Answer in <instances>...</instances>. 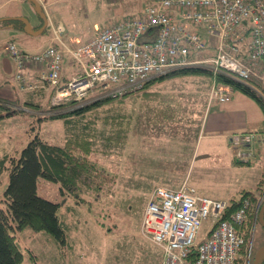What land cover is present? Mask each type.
Listing matches in <instances>:
<instances>
[{"label":"rangeland","instance_id":"rangeland-1","mask_svg":"<svg viewBox=\"0 0 264 264\" xmlns=\"http://www.w3.org/2000/svg\"><path fill=\"white\" fill-rule=\"evenodd\" d=\"M140 1L142 0H63L51 3L49 9L56 15L65 17L69 27L75 31L86 28H92L93 31V22L104 15L102 12L108 11L110 15L121 4H138ZM3 2H6L4 5L7 8H0V18L7 10L8 14L13 15V19L0 22V28L10 27L7 32L0 31V43L3 37L7 35L8 40L11 35L18 44L25 45L23 33L15 31V28L20 24L17 18L24 15L29 19L27 11L30 10V3L27 0ZM123 18L125 17L119 19ZM119 19L105 25L113 24ZM100 25L99 21L98 26ZM44 34L46 35L45 31L41 37ZM6 43L3 48L8 54L5 50ZM214 53V47L191 51L190 60H204L206 63L186 68L196 67L211 72L210 58ZM168 74L163 78L158 76L151 79V84L145 85L143 90L128 94L122 100L117 97L118 99L94 108L91 107L104 99H110L100 87H93L81 100L68 98L58 103H54L56 88L50 85H47L44 97L40 95L37 98V92L28 97H21L19 94L20 105L25 100L32 102L33 107L23 110L14 104V108L20 113L4 117L0 121V195L8 184L10 157H18L34 136L51 144H61L63 133L78 126L81 119L88 124L87 128H83L91 130L96 138L97 152L91 158L106 172L99 191L101 195H85L87 201L82 208L75 206L76 211H66L71 198L68 197V201L61 198L58 184L39 180L38 195L53 202L63 200L62 214L65 217L67 215L68 220L78 218L79 222L69 230V239L73 243L66 245L55 241L45 231L32 232L27 229L19 232L18 238L24 253L21 264H159L160 249L140 236L138 222L148 197L149 184L157 183L161 178L172 182L186 179L188 187H193L195 193L226 202L238 200L242 190L251 191L256 199L255 203L251 202L252 206L259 203L261 206L264 201V163L255 159L250 164L237 163L235 157L233 159L223 152L225 149L219 143H213L216 147L207 141L206 135L197 136L202 122L200 114L206 112L207 108V100H204L207 89H211L210 76L193 74L168 77ZM67 81L66 78H61L60 83L62 85ZM258 91L264 98V82L260 84ZM3 102L0 101L4 105L8 103ZM170 102L174 103L171 111L164 108ZM208 102L210 103V92ZM85 107L89 110L70 114ZM256 107L259 111L257 105ZM110 111L116 119L112 120L113 115L108 114ZM56 114L70 115L56 120L41 118L43 115ZM131 115H134V124L128 127L129 137L121 136V127L126 128ZM90 121L96 123L90 126ZM80 212L85 213L84 218H81ZM66 219L64 222L68 232L69 223ZM249 219L252 220V217ZM213 223L211 219L202 221L196 244L206 239ZM83 234L85 239L81 238ZM251 236L246 264H252L255 252L264 245V227L257 222L252 228ZM30 255H34L35 261L31 260ZM259 264H264V258Z\"/></svg>","mask_w":264,"mask_h":264},{"label":"built area","instance_id":"built-area-1","mask_svg":"<svg viewBox=\"0 0 264 264\" xmlns=\"http://www.w3.org/2000/svg\"><path fill=\"white\" fill-rule=\"evenodd\" d=\"M142 2L137 16L95 28L92 38L65 49L79 68L62 85L63 50L57 45L51 43L38 53H29L13 41L7 42L5 50L18 71L16 80L26 86L21 72L34 64L41 79L56 88L54 103L81 100L93 87L120 97L141 90L155 77L206 63L190 60V52L207 47L215 49L210 58L213 74L223 73L250 88L253 80L264 78V0ZM60 32L58 25L55 33ZM233 93L230 85L215 79L210 101H227ZM257 142L264 145V138L257 139L253 133L233 135L235 159L250 161ZM259 205L252 206L250 199L244 198L228 219L219 220L226 201L200 196L188 186L155 187L146 202L140 232L162 248L161 264H237L245 243L244 226L251 216L254 227ZM207 219L213 226L191 257L200 225Z\"/></svg>","mask_w":264,"mask_h":264},{"label":"trees","instance_id":"trees-1","mask_svg":"<svg viewBox=\"0 0 264 264\" xmlns=\"http://www.w3.org/2000/svg\"><path fill=\"white\" fill-rule=\"evenodd\" d=\"M2 21L4 20H0V22ZM186 74H208L218 82L230 85L234 90L242 92L257 102L264 115V98L255 90L257 87L250 88L223 73L213 74L212 71L209 72L196 67L171 71L167 76ZM163 76L165 75L161 77L163 78ZM255 85L260 89L259 83L255 82ZM115 98L118 99L117 97H111L109 100L104 99L101 103L91 108L105 105ZM123 98H120V100ZM7 102V105L0 103V121L4 117L20 113L13 106L14 104L16 107L19 106L17 99ZM27 104L33 107L32 103ZM87 110L89 109L85 107L77 109L70 114ZM70 114L66 116L63 114L54 116L43 115L41 118L49 120L64 119ZM108 114L113 115L111 117L112 120L116 119L111 111ZM95 123L96 121L89 122L90 126ZM87 125V122L81 119V123L78 126H73L74 129L67 130L68 135L65 136L67 138L62 145L51 144L39 136H34L21 150L18 157L9 158V180L0 195L2 204V207H0V264H21L23 262L24 253L18 233L27 229L32 232L45 231L62 245L71 243V239L68 236L69 230L67 232V224L64 222L66 217L61 212L63 200L53 202L38 195V182L39 180H45L58 184L61 198H66L67 201L68 197L71 198L66 210L73 209L76 211L75 206L82 208L87 201L85 195L93 194L95 197L101 195L99 191L105 181L104 173L106 172L104 168L89 157L90 152L95 149L93 140H96V138L92 135L91 130L87 131L85 129ZM244 198H249L254 203L256 200L253 192L242 190L238 200L232 199L227 202L225 211L219 220L228 219L240 207ZM249 217L251 218V216ZM252 225L251 220L244 226L246 229L245 243L240 250L237 264H246L248 247L252 238ZM191 248V257H193L197 244H194ZM162 256L159 264L162 262ZM30 258L35 261L34 255H30Z\"/></svg>","mask_w":264,"mask_h":264},{"label":"crops","instance_id":"crops-1","mask_svg":"<svg viewBox=\"0 0 264 264\" xmlns=\"http://www.w3.org/2000/svg\"><path fill=\"white\" fill-rule=\"evenodd\" d=\"M29 2V0H27ZM40 9L46 17L48 18V25L46 26L47 28L43 31L46 32V35L44 37L42 36V33H38L34 35L36 32L39 31V29L43 25V21L36 13L34 12L33 6L31 5L30 10L27 11L29 17V21L31 22V28L32 31L34 32L33 34H30L27 32V25L26 22L22 19L23 17L26 18V16L23 15L20 20V24L18 27H16L15 31L19 33H23V43L25 45H20L18 42L14 39L11 38V35H9V39L7 40V35L6 37L2 38V41L0 43V101H4L3 103H7V101H13L17 99V101L21 100L19 98V94L21 97H28L31 96V94L37 92L38 94L36 97L40 98L39 96L41 95L44 97L45 94H47V84L41 79V71L38 66L32 64L30 66H27L23 71L21 72L25 81L26 86L21 87L19 82L15 79V75L18 72L16 69V66L14 64V60L12 57L8 54L5 53L3 45L5 42L9 40H14L16 44L18 45L19 48L29 52V53H37L43 50L48 46V44L55 43L56 45L59 46L60 49H66V48H73L76 45L80 43H84L88 39H90L95 30L92 28H86V29H81L79 31H75L73 28H70L69 25L66 22L65 17H60L56 15L53 10L49 9V5L53 2L56 1H63V0H38ZM6 2H3L0 4V8L4 9L7 8V5H4ZM129 7H128V6ZM27 6V5H26ZM25 6V7H26ZM127 6V7H126ZM141 1L138 4H133V3H125V6L121 4L119 8L116 7V9L112 10L110 15L108 14V11L102 12L104 15L101 18H98L97 21L93 22L94 27H103L106 23L114 20V19H119L121 17H132L140 12L141 9ZM9 12L6 10L3 13L2 18L0 20L7 21V19L13 18V15L8 14ZM53 19H52V18ZM55 19V20H54ZM2 21V22H4ZM100 21L101 25L98 26V22ZM102 22L104 24H102ZM65 23V24H64ZM67 24V25H66ZM57 25L61 26V32L59 34L55 33V28ZM7 29L10 30V27H1L0 31L2 32H7ZM209 51L212 52L211 49ZM78 63L73 60L70 56V54L66 51L64 52L63 55V70H62V76L63 78L69 79L72 75H74L78 71ZM187 75V74H186ZM191 75V74H188ZM210 88L212 86L213 80H215L214 77H210ZM151 84V82L147 83ZM149 86V85H148ZM146 86V87H148ZM14 88L15 91L12 89ZM34 91V92H33ZM208 92L209 89H207L205 93V100H207V108H205L206 112L200 114V117H202V122L199 126V130L197 136H202L204 137L205 135L208 137L207 141H209L210 144L216 143L219 146H221L223 149H225L223 152L226 153V155H231V158L233 157V151L230 147L229 143V138L233 134L239 133L246 131L247 133L250 132H259L264 136V115L257 104L252 98L249 96L243 94L240 91L234 90L233 95L229 98V100L220 102L213 100L210 103L208 102ZM19 104V102H17ZM28 102H25L23 100V104L20 105V108L24 110V108H30ZM32 103V102H31ZM259 108V111L256 107V105ZM174 107V103L170 102L169 105H167V108L164 107L166 110L171 111L172 108ZM133 116L131 115V118H128V123L125 129H122L121 127V136H128L129 137V126L133 125ZM130 117V116H129ZM176 119L177 115L175 114ZM7 118V117H5ZM4 119V118H3ZM2 119V120H3ZM126 120V119H125ZM124 120V121H125ZM122 122V125L124 123ZM119 125V124H118ZM68 131L66 130L63 135V139L61 141L62 145L64 144V141L68 135ZM205 136V137H206ZM106 137V135H105ZM123 138V137H122ZM263 138L261 135H257V139ZM95 143L94 147L95 149L90 152L89 157L91 158L92 155L97 152V146H96V140H93ZM215 145V144H213ZM216 146V145H215ZM217 147V146H216ZM255 147H257V152L254 155L253 159L259 160L264 163V145L261 146V143L257 142L255 144ZM155 156L157 157V153H155ZM92 159V158H91ZM220 158H218L219 160ZM219 162V161H218ZM233 162V161H232ZM222 164V163H221ZM186 179H180L178 181H169V179H164L161 178L158 180V182H152L148 186V197L150 195V192L155 188V187H164V188H170V189H179L182 186H188V183L185 182ZM194 189L193 187H190ZM195 191V190H194ZM198 194V193H196ZM200 196L207 197L203 194H198ZM148 197L144 203V208L142 211V215L146 206V202L148 200ZM209 198V197H208ZM64 206V205H63ZM62 206V207H63ZM0 207H2V204L0 202ZM61 207V208H62ZM82 207V206H81ZM67 211V210H66ZM82 215V216H81ZM81 218H84L85 213L80 212ZM67 218V215H66ZM65 218V219H66ZM68 221V230H72L76 223L79 222L78 218L75 219H66ZM142 216L138 222L139 227L141 224ZM138 227V228H139ZM70 234V233H69ZM85 234V232H84ZM82 235V239H85V235ZM140 234V233H139ZM69 236V235H68ZM140 236L145 239L141 234ZM147 240V239H145ZM149 241V240H147ZM151 242V241H149ZM71 243H73L71 241ZM152 243V242H151ZM154 244V243H152ZM155 245V244H154ZM158 249H160V255L162 256L163 251L162 249L155 245Z\"/></svg>","mask_w":264,"mask_h":264},{"label":"water","instance_id":"water-1","mask_svg":"<svg viewBox=\"0 0 264 264\" xmlns=\"http://www.w3.org/2000/svg\"><path fill=\"white\" fill-rule=\"evenodd\" d=\"M29 2L31 3V5L33 6L34 12L36 13V15H38V17H40L43 21V25L42 27L39 29L38 32H36L34 35L41 33L45 27L47 26V18L46 15L41 11L40 9V5L39 2L37 0H29ZM17 19H21V18H17ZM27 25V32L30 34H33L34 32L32 31L31 28V23L29 22V20L27 18H22ZM258 223L264 227V201L262 202L260 209H259V213H258ZM264 258V245L259 247L257 249V251L254 254L253 257V261L252 264H259Z\"/></svg>","mask_w":264,"mask_h":264},{"label":"flooded vegetation","instance_id":"flooded-vegetation-1","mask_svg":"<svg viewBox=\"0 0 264 264\" xmlns=\"http://www.w3.org/2000/svg\"><path fill=\"white\" fill-rule=\"evenodd\" d=\"M255 224H256V223H255ZM255 224H254V225H255Z\"/></svg>","mask_w":264,"mask_h":264}]
</instances>
